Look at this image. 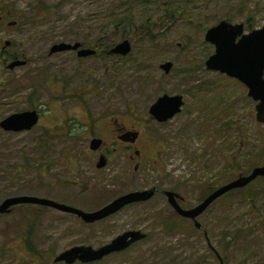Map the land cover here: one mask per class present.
Segmentation results:
<instances>
[{
    "label": "rangeland",
    "instance_id": "obj_1",
    "mask_svg": "<svg viewBox=\"0 0 264 264\" xmlns=\"http://www.w3.org/2000/svg\"><path fill=\"white\" fill-rule=\"evenodd\" d=\"M126 13L130 22L115 28ZM221 21L247 34L260 30L264 0H0V122L39 114L30 132L0 129V205L31 196L95 212L125 194L158 189L190 210L210 191L264 168L256 103L241 83L205 67L215 50L205 34ZM124 40L132 47L127 57L102 54ZM60 43L96 55H49ZM13 58L26 65L9 70ZM167 62L166 75L160 66ZM165 95L181 96L183 107L159 124L148 110ZM113 120L140 133L129 152L140 151L136 169L123 150L105 169L95 167L87 138H104L110 149ZM197 222L207 241L161 195L90 227L18 206L0 216V264H52L51 253L98 249L129 231L146 239L101 264H264V178L220 198Z\"/></svg>",
    "mask_w": 264,
    "mask_h": 264
},
{
    "label": "water",
    "instance_id": "obj_2",
    "mask_svg": "<svg viewBox=\"0 0 264 264\" xmlns=\"http://www.w3.org/2000/svg\"><path fill=\"white\" fill-rule=\"evenodd\" d=\"M15 23L8 24V26ZM206 43L214 47V54L205 62L207 71L217 72L234 79L247 89V96L255 106V120L264 125V28L245 32L243 25H232L221 21L215 27L210 28L204 38ZM5 47L10 42H5ZM132 47L129 41L124 40L116 44L108 51L109 56L127 57L131 53ZM77 51V58L94 57L96 52L92 49L82 48L80 43L66 44L60 43L51 47L49 55L65 52ZM24 61L15 60L8 65L9 70H14L25 66ZM173 65L169 62L160 66V69L167 75L171 72ZM183 107L181 96H162L149 108L148 114L156 123L163 124L172 120L180 114ZM39 122V114L36 111H25L13 114L0 122V129L6 133H23L32 131ZM138 138V133H126L120 140L127 143H134ZM102 144L101 140L94 139L89 143L91 151H97ZM106 161L100 157L97 169H103ZM258 178H264V168L254 169L248 176L240 177L225 186L209 194L197 207L184 210L177 202V195L172 192H163L168 199V203L175 213L187 220L195 221V226L199 228L197 219L217 200L226 194L247 187ZM156 189L131 192L104 206L95 212H84L64 204H60L48 199L31 196H21L6 199L0 205V215L9 212L10 208L19 205H37L49 207L64 213L76 215L83 222L93 224L106 219L122 208L132 204L145 203L155 195ZM146 236L139 231H130L115 238L111 243L99 249L91 247H73L62 255L55 262L73 264L76 261L88 263L102 260L113 253H119L128 249L132 244L144 240Z\"/></svg>",
    "mask_w": 264,
    "mask_h": 264
},
{
    "label": "flooded vegetation",
    "instance_id": "obj_3",
    "mask_svg": "<svg viewBox=\"0 0 264 264\" xmlns=\"http://www.w3.org/2000/svg\"><path fill=\"white\" fill-rule=\"evenodd\" d=\"M8 25V24H7ZM75 44V43H74ZM73 45V44H72ZM81 47L82 48H84L82 45H81ZM86 49V48H85ZM95 51V50H94ZM96 52V51H95ZM65 53H72V54H74V55H76V57H77V51H71V52H65ZM61 54V53H60ZM90 58V57H89ZM77 59H81V58H77ZM84 59H87V58H84ZM111 126H112V129H111V134L109 135L110 136V141H109V144H110V149H108L106 146H107V141H105V139L104 138H101V137H92V136H90V137H88L87 138V140L89 141V143L92 141V140H94V139H98V140H101L102 141V144H101V146H100V148L97 150V151H91L90 150V148H89V150H90V152H92L93 153V157L95 158V160L96 159H98L99 160V158L100 157H103L104 159H105V161H106V166H105V168L107 167V165L109 164V157L110 156H112V154H116V153H118L119 151H124L126 154H128L129 156H128V158H129V162L127 163L128 164V166H132L133 165V163H135V169L137 168V164H138V162H136V160H137V158L140 156V151H135V153H134V155H130L129 154V152H130V150H132V148L134 147V145H136L137 143H138V141H139V139H140V133L138 132V131H136V130H134V129H130V130H128L126 127H125V125H123V124H121V123H119L118 121H116V120H113L112 121V123H111ZM134 132H136V133H138V138L136 139V141L134 142V143H127V142H124L123 140H120V138L121 137H123L124 136V134H126V133H134ZM125 155V154H124ZM115 156V155H114ZM97 163H98V161H97ZM97 163H96V165H95V167H96V169H97ZM93 165H94V162H93ZM105 168H103V169H105ZM103 169H97V170H103ZM156 191L157 192H155V195L151 198V199H153L156 195H161V197L162 198H165L166 199V201H167V204H168V206L171 208V210L175 213V211L173 210V208L170 206V204L168 203V199H167V197L164 195V193H163V191H160V190H158V189H156ZM167 192V191H166ZM175 194V193H174ZM126 195V194H125ZM177 195V194H176ZM121 197V196H120ZM114 201V200H113ZM150 201V200H149ZM149 201H147V202H149ZM180 201H181V199H180V197L177 195V202H178V204L180 205ZM147 202H145V203H147ZM58 203V202H57ZM109 203H111V202H109ZM108 203V204H109ZM60 204H63V203H60ZM107 204V205H108ZM140 204H143V203H138V204H132V205H128V206H125L124 208H122L120 211H118L117 213H115L114 215H116V214H118V213H121L122 211H124V209H127L128 207H132V206H134V205H140ZM64 205H66V204H64ZM19 206H27V205H19ZM28 206H34V207H40V208H46V209H48V210H51L52 212H55V213H58V214H60V216H67V217H73V218H75V219H77L79 222H81L83 225H85V226H87V227H90V226H93V225H98V224H100L101 222H103V221H105L106 219H109L110 217H113L114 215H112V216H110V217H108V218H106V219H103V220H101V221H98V222H95V223H93V224H87V223H85V222H83L79 217H77L76 215H72V214H68V213H64V212H61V211H59V210H56V209H53V208H49V207H43V206H37V205H28ZM67 206H69V205H67ZM106 206V205H105ZM15 207H18V206H14V207H12V208H15ZM70 207H73V208H77V207H74V206H70ZM104 207V206H103ZM12 208H10V210H9V212L8 213H6V214H2V215H0V216H3V215H8V214H10V212H11V209ZM77 209H79V208H77ZM79 210H81V211H84L83 209H79ZM84 212H86V211H84ZM176 214V213H175ZM177 215V214H176ZM178 216V215H177ZM181 218V217H180ZM183 219V218H182ZM185 220H187V219H185ZM187 221H189V222H191V225H193L194 226V229L196 230V232L197 233H199V234H201L202 236H203V238H204V240L205 241H207V238H208V235H207V232L206 231H204L203 229H202V227H201V225L199 224V228H197L196 226H195V221H191V220H187ZM33 231V230H32ZM130 232V231H129ZM132 232V231H131ZM127 233V232H126ZM123 235V234H122ZM121 236V235H120ZM119 237V236H118ZM30 238H31V233H30ZM117 238V237H116ZM228 238L230 239V237H226V240H228ZM115 239V238H114ZM113 239V240H114ZM146 239V238H145ZM144 239V240H145ZM112 240V241H113ZM144 240H141V241H139V242H136V243H134V244H132L128 249H126V250H124V251H122V252H119V253H113V254H110L109 256H106L105 258H103L102 260H98V261H93V262H88V263H82V262H79V261H76V262H74L73 264H101L102 262H104L107 258H110V257H113V256H117V255H121V254H124V253H126L127 251H129L130 249H132L133 247H135L136 245H138L139 243H143L144 242ZM112 241H110V243L112 242ZM109 244V243H108ZM104 245H107V244H104ZM103 245V246H104ZM103 246H100V248L101 247H103ZM98 249H99V247H98ZM69 250V249H68ZM94 250H96V249H94ZM67 251V250H66ZM66 251H63L62 253H59V254H57L56 255V253L54 254V253H51L52 254V256L50 257V259L52 260V264H66V263H64V262H55V260L60 256V255H62L64 252H66ZM210 251H212V250H210ZM38 255V253H35L34 252V256H36L37 258H39V255ZM217 259H218V257H217ZM16 263H18V262H16ZM35 264H36V262H35Z\"/></svg>",
    "mask_w": 264,
    "mask_h": 264
},
{
    "label": "trees",
    "instance_id": "obj_4",
    "mask_svg": "<svg viewBox=\"0 0 264 264\" xmlns=\"http://www.w3.org/2000/svg\"><path fill=\"white\" fill-rule=\"evenodd\" d=\"M35 15H45V12L44 11H38ZM131 20V15H128V13L126 14H123L121 15L120 17H118L115 21H114V26L115 28H118V27H123L124 25L128 24ZM108 53V50H105L102 52V54H107ZM108 55V54H107ZM12 60H16V58H13ZM212 191H210L209 193H207L206 195L208 194H211ZM233 192V191H232ZM231 193V192H230ZM228 193V194H230ZM226 194V195H228ZM225 195V196H226ZM224 197V196H223Z\"/></svg>",
    "mask_w": 264,
    "mask_h": 264
}]
</instances>
